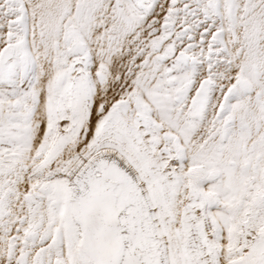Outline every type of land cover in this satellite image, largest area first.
<instances>
[{
	"label": "snow or ice",
	"instance_id": "6c2138e0",
	"mask_svg": "<svg viewBox=\"0 0 264 264\" xmlns=\"http://www.w3.org/2000/svg\"><path fill=\"white\" fill-rule=\"evenodd\" d=\"M0 264H264V0H0Z\"/></svg>",
	"mask_w": 264,
	"mask_h": 264
}]
</instances>
